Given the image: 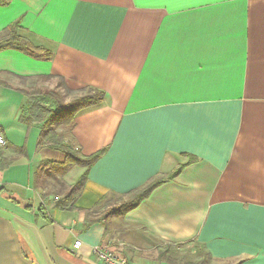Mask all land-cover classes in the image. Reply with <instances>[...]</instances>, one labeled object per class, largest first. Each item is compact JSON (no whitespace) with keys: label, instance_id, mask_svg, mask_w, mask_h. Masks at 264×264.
Wrapping results in <instances>:
<instances>
[{"label":"crops","instance_id":"crops-1","mask_svg":"<svg viewBox=\"0 0 264 264\" xmlns=\"http://www.w3.org/2000/svg\"><path fill=\"white\" fill-rule=\"evenodd\" d=\"M15 24L38 53L0 51V264H101L104 244L132 264H264V0H0V34ZM28 81L104 94L69 142L94 161L49 171L64 189L39 183L65 157L20 119Z\"/></svg>","mask_w":264,"mask_h":264},{"label":"trees","instance_id":"trees-1","mask_svg":"<svg viewBox=\"0 0 264 264\" xmlns=\"http://www.w3.org/2000/svg\"><path fill=\"white\" fill-rule=\"evenodd\" d=\"M21 27L17 24L9 27L0 34V51L5 49H16L29 53L32 57L36 56L38 49L34 48L30 43L22 38L19 34ZM24 95L28 96L29 101L26 108L27 117L22 116L20 119L25 123L34 121L41 124V135L38 146L40 148H47L53 151L60 152L65 157V162L59 164L55 161H43L40 169L44 176L40 182L38 177L37 183L45 184L44 177H50L57 184L62 182L46 170L47 166H52L55 170H67L71 166H80L87 168L96 158H81L77 152L73 150L70 145L71 131L73 128V121L75 115L84 110L98 107L104 100V94L95 89H87L80 96L75 97L68 103L59 101V95L55 92H42L35 90L32 92L24 91ZM85 183V176H82L75 184L66 189L65 195L61 197L55 204L56 208L60 210H71L74 208V203L78 199L83 190ZM163 183L159 181L158 184ZM153 186V185H152ZM61 189L65 188V183L60 185ZM151 186L148 187L142 194L137 197L129 199V201L120 205L121 212H128L135 208L137 204L148 195ZM60 193V192H59ZM120 212V213H121Z\"/></svg>","mask_w":264,"mask_h":264},{"label":"built area","instance_id":"built-area-1","mask_svg":"<svg viewBox=\"0 0 264 264\" xmlns=\"http://www.w3.org/2000/svg\"><path fill=\"white\" fill-rule=\"evenodd\" d=\"M4 145L5 139L0 132V146ZM81 244L80 241H76L73 248L79 249ZM91 253L101 264H132L128 259L113 251L108 244L93 247Z\"/></svg>","mask_w":264,"mask_h":264},{"label":"rangeland","instance_id":"rangeland-1","mask_svg":"<svg viewBox=\"0 0 264 264\" xmlns=\"http://www.w3.org/2000/svg\"><path fill=\"white\" fill-rule=\"evenodd\" d=\"M36 84H37V83H36ZM36 84H35L34 82H32V81L24 82V88H27V89H30V88H31V89L39 90V91L46 90L47 92H50L49 89H48V87H51L52 84L49 83L47 89H44V88H43L44 86H40V88H38V86H37ZM51 90H52V89H51ZM55 162H57V161H55ZM46 170H47L48 172L51 171V173L53 172V173L60 174L59 171L53 169V167H51V166H47V167H46ZM59 180H60V179H59ZM60 181H62V180H60ZM62 182L65 183V188H66L68 184H66V182H64V181H62ZM62 182H58V184H57V183H54V181H51L52 184L57 185L56 187H57L58 189H60V185H62ZM68 186H69V185H68ZM53 188H55V187H53ZM59 192H60V190L58 191V193H59ZM62 193H63V192H62ZM128 201H129V200H128ZM107 202H108L107 207H109V208L104 209V211H106V213H107V211H108V213H109L110 215H112V214H117V213L121 212L122 210H121L120 205L123 204V203H125L124 201H122V199L120 200V198H118V197H113V196L108 197L107 200H106V204H107ZM104 207H105V205H104L102 208H104Z\"/></svg>","mask_w":264,"mask_h":264}]
</instances>
